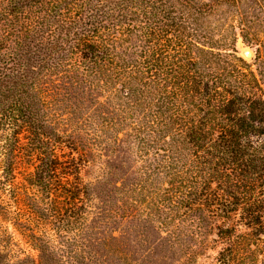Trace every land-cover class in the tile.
Wrapping results in <instances>:
<instances>
[{
  "label": "trees",
  "instance_id": "16d2710c",
  "mask_svg": "<svg viewBox=\"0 0 264 264\" xmlns=\"http://www.w3.org/2000/svg\"><path fill=\"white\" fill-rule=\"evenodd\" d=\"M210 258L264 264V0H0V264Z\"/></svg>",
  "mask_w": 264,
  "mask_h": 264
},
{
  "label": "rangeland",
  "instance_id": "374dc122",
  "mask_svg": "<svg viewBox=\"0 0 264 264\" xmlns=\"http://www.w3.org/2000/svg\"><path fill=\"white\" fill-rule=\"evenodd\" d=\"M243 48H249L250 50L253 51L254 56H255V47L252 46V45H247V44H245V43L242 42V40L240 39L239 42H238V49H239V51H240V55L244 57V55L242 54V49H243ZM254 56H253L251 59H253ZM244 58L247 59V60H251V59H248V58H246V57H244ZM209 254L213 257V256L215 255V252H214V251H210ZM212 257H211V258H212ZM211 258H210V259L202 260V261L200 262V264H209V262L212 261Z\"/></svg>",
  "mask_w": 264,
  "mask_h": 264
},
{
  "label": "water",
  "instance_id": "95a60500",
  "mask_svg": "<svg viewBox=\"0 0 264 264\" xmlns=\"http://www.w3.org/2000/svg\"><path fill=\"white\" fill-rule=\"evenodd\" d=\"M242 54L244 55V57L251 59L254 56V53L252 50H250L249 48H243L242 49Z\"/></svg>",
  "mask_w": 264,
  "mask_h": 264
}]
</instances>
